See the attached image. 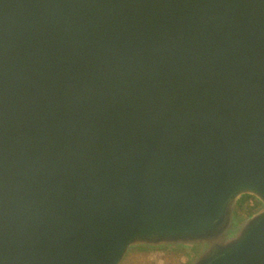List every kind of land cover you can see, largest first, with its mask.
<instances>
[{"label":"water","instance_id":"95a60500","mask_svg":"<svg viewBox=\"0 0 264 264\" xmlns=\"http://www.w3.org/2000/svg\"><path fill=\"white\" fill-rule=\"evenodd\" d=\"M195 244L264 264V0H0V264Z\"/></svg>","mask_w":264,"mask_h":264},{"label":"rangeland","instance_id":"374dc122","mask_svg":"<svg viewBox=\"0 0 264 264\" xmlns=\"http://www.w3.org/2000/svg\"><path fill=\"white\" fill-rule=\"evenodd\" d=\"M249 197L248 204L253 207L247 211L240 206V201ZM256 205V206H255ZM263 209L262 203L253 196H240L233 207L232 218L237 231L253 215ZM202 244L192 246H165L162 248H148L132 246L128 249L120 264H192L202 251Z\"/></svg>","mask_w":264,"mask_h":264},{"label":"trees","instance_id":"16d2710c","mask_svg":"<svg viewBox=\"0 0 264 264\" xmlns=\"http://www.w3.org/2000/svg\"><path fill=\"white\" fill-rule=\"evenodd\" d=\"M248 200H249V197H245L244 199H242L240 201V206L242 208H244L245 210L247 211H252L253 210V207H250L249 204H248ZM256 206V205H255Z\"/></svg>","mask_w":264,"mask_h":264}]
</instances>
